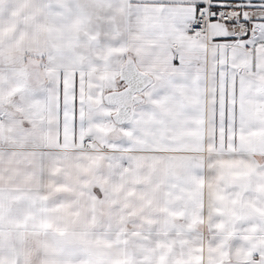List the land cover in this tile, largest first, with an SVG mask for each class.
<instances>
[{"label": "snow or ice", "instance_id": "6c2138e0", "mask_svg": "<svg viewBox=\"0 0 264 264\" xmlns=\"http://www.w3.org/2000/svg\"><path fill=\"white\" fill-rule=\"evenodd\" d=\"M0 264H264V0H0Z\"/></svg>", "mask_w": 264, "mask_h": 264}]
</instances>
